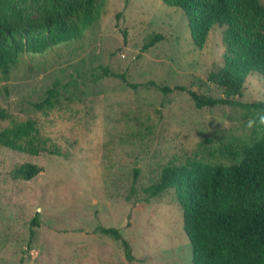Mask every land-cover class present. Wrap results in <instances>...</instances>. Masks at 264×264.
Instances as JSON below:
<instances>
[{"label": "rangeland", "instance_id": "374dc122", "mask_svg": "<svg viewBox=\"0 0 264 264\" xmlns=\"http://www.w3.org/2000/svg\"><path fill=\"white\" fill-rule=\"evenodd\" d=\"M235 14L245 41L263 30L246 9ZM224 28L214 26L197 48L182 9L161 0H101L97 21L81 38L23 53L7 77L0 73V107L11 114L0 119V130L34 119L39 137L61 152L32 155L0 144V264H129L122 245L97 226L120 230L134 256L130 264H192L173 191L141 199L168 163L238 162L252 141L255 127L247 122L264 108H197L186 91L158 88L223 96L208 74L241 52L226 48ZM156 33L163 39L140 53ZM98 65L124 73L136 88L119 77L94 79ZM55 83L53 105L37 109L33 104ZM233 99L264 103V78L249 77ZM25 162L42 171L15 179L13 170ZM37 211L40 225L31 226Z\"/></svg>", "mask_w": 264, "mask_h": 264}, {"label": "trees", "instance_id": "16d2710c", "mask_svg": "<svg viewBox=\"0 0 264 264\" xmlns=\"http://www.w3.org/2000/svg\"><path fill=\"white\" fill-rule=\"evenodd\" d=\"M184 12L193 45L202 48L209 31L225 27L223 42L227 49L240 53L224 57L223 66L208 74V80L223 88L215 97L183 85L158 86L163 93L175 89L186 91L197 108L214 105H245L263 109L262 101L241 103L233 99L242 96L245 83L252 75L264 78V5L261 0H161ZM101 0H0V73L7 77L23 53H43L50 47L83 36L84 31L99 17ZM246 9L258 27L248 41L237 30L236 10ZM126 35V33L124 32ZM163 39L161 33L145 40L140 53ZM94 79L119 77L130 87L124 73L98 65ZM55 83L47 96L33 105L50 108L57 95ZM259 115H264L260 113ZM257 115V118L258 116ZM11 114L0 107V119ZM0 144L6 148L37 155L41 152L60 155L39 137L36 121L27 119L0 130ZM42 168L25 162L15 168V179L30 180ZM139 168H134V180ZM173 191L182 209V225L191 243L192 264H264V125L253 130L250 143L241 149L238 162L209 163L194 158L165 165L159 179L144 189L148 201L166 191ZM38 211L31 226H39ZM33 232V231H31ZM95 232L111 236L124 249L129 264L134 259L131 247L117 227L97 226Z\"/></svg>", "mask_w": 264, "mask_h": 264}, {"label": "clouds", "instance_id": "9594fccd", "mask_svg": "<svg viewBox=\"0 0 264 264\" xmlns=\"http://www.w3.org/2000/svg\"><path fill=\"white\" fill-rule=\"evenodd\" d=\"M258 125H264V115H259L258 118L250 119L247 122V127L249 129L254 128V127L258 126Z\"/></svg>", "mask_w": 264, "mask_h": 264}]
</instances>
